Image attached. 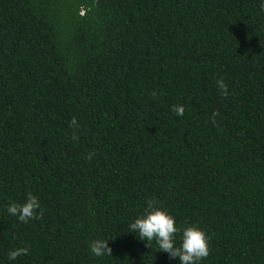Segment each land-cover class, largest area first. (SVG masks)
I'll return each instance as SVG.
<instances>
[{"label": "trees", "instance_id": "16d2710c", "mask_svg": "<svg viewBox=\"0 0 264 264\" xmlns=\"http://www.w3.org/2000/svg\"><path fill=\"white\" fill-rule=\"evenodd\" d=\"M148 200L264 264L259 0H0V264H179L130 233Z\"/></svg>", "mask_w": 264, "mask_h": 264}, {"label": "clouds", "instance_id": "9594fccd", "mask_svg": "<svg viewBox=\"0 0 264 264\" xmlns=\"http://www.w3.org/2000/svg\"><path fill=\"white\" fill-rule=\"evenodd\" d=\"M259 4L264 9V0H259ZM217 84L227 94L223 81H217ZM172 110L178 116L184 114L182 106L174 105ZM71 124L76 125L75 118ZM40 208L37 196L29 193L23 203L12 202L7 205L6 211L20 222L27 223L33 218H38V215H42V212L38 211ZM129 228L130 233H134L140 241H144L147 246L154 241L157 251L168 253L171 259H178L179 264H201V261L209 255V237L203 228L196 225L179 226L176 217L153 200L146 202L144 211L134 218ZM110 240L105 238L92 240L88 245L90 253L97 258L111 255ZM27 254L28 249L25 247L13 248L7 253V259L12 262Z\"/></svg>", "mask_w": 264, "mask_h": 264}]
</instances>
